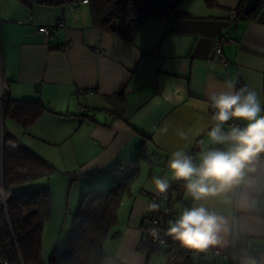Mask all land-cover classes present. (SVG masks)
Listing matches in <instances>:
<instances>
[{
  "label": "crops",
  "instance_id": "0c3cea01",
  "mask_svg": "<svg viewBox=\"0 0 264 264\" xmlns=\"http://www.w3.org/2000/svg\"><path fill=\"white\" fill-rule=\"evenodd\" d=\"M209 1L184 0L182 16L150 18L129 43L94 28L88 4L0 0V58L10 89L5 98L41 101L49 110L28 130L10 117L3 126L55 169L50 177L22 185L51 189L52 218L66 223L53 252L63 249L85 195L111 186L118 167L139 158L140 174L120 205L103 264H192L197 259L196 252L188 257L170 253V247L159 257L137 251L156 192L152 180L159 174L174 186L173 213L203 204L224 219L220 243L203 251L210 264L221 261L214 251L227 252L234 239L249 251L264 252V222L252 214L258 208L264 153L238 184L202 201H194L167 166L176 150L198 165L202 151L230 146L207 137L214 124L208 96L224 90V81L234 80L237 90L242 82L264 101V8L256 21H242L237 19L242 0ZM56 25L63 27L49 41L37 33L40 26ZM223 38L226 65L213 56ZM47 247L44 255L51 250ZM238 263L257 264L251 257Z\"/></svg>",
  "mask_w": 264,
  "mask_h": 264
},
{
  "label": "trees",
  "instance_id": "16d2710c",
  "mask_svg": "<svg viewBox=\"0 0 264 264\" xmlns=\"http://www.w3.org/2000/svg\"><path fill=\"white\" fill-rule=\"evenodd\" d=\"M26 4L74 5L82 0H21ZM184 0H89L92 25L99 32L115 36L123 41L134 43L138 34L150 18L171 20L183 15L180 6ZM210 4L209 0H207ZM242 0L237 10V19L256 21L264 8V0L258 3L255 13L245 15ZM245 87L240 82L239 88ZM5 98V96H4ZM5 119L12 118L25 130L37 122L49 110L41 101H14L9 96L4 99ZM211 115L214 110L211 108ZM238 120H231L228 126ZM3 146V184L0 180V260L7 264H103L106 255L105 243L111 230L119 223L118 212L123 199L130 195L131 186L139 176L140 158L133 163L137 168L125 170L119 166L113 184L107 188H96L83 198L79 211L74 217V224L67 247L54 251L49 263H44L43 232L51 218V189L24 190L22 185L39 178L50 177L55 169L26 149L20 140L4 130ZM1 142V139H0ZM125 170V171H124ZM260 192L257 195L258 208L252 214L258 215L264 222V169L257 176ZM172 207V206H171ZM239 250H246L257 264H264V252H252L241 243ZM188 257L195 253L178 245L170 246V253ZM203 252V251H201ZM243 258L237 252L229 264H239ZM189 260V259H188ZM187 260V261H188ZM193 264V262H192Z\"/></svg>",
  "mask_w": 264,
  "mask_h": 264
},
{
  "label": "clouds",
  "instance_id": "9594fccd",
  "mask_svg": "<svg viewBox=\"0 0 264 264\" xmlns=\"http://www.w3.org/2000/svg\"><path fill=\"white\" fill-rule=\"evenodd\" d=\"M223 83L224 90L208 96L209 105L214 110V124L207 137L213 144L230 146L226 150L213 148L202 151L198 165L183 150L172 152L167 162L172 177L184 182L187 194L194 201H202L231 189L245 175L246 168L264 153V101L246 86L237 90L232 79ZM231 120L246 123L244 127L230 126L225 131L224 126ZM161 131L167 132V128ZM180 136L187 139L183 132ZM152 182L158 193H165L170 187L167 178L156 176ZM158 207L155 203L150 205L153 210ZM224 224L221 216L203 204L194 205L185 208L174 221L168 222L165 235L185 248L205 251L220 243ZM151 232L153 237L159 238L158 229L153 228Z\"/></svg>",
  "mask_w": 264,
  "mask_h": 264
},
{
  "label": "built area",
  "instance_id": "2783aa9c",
  "mask_svg": "<svg viewBox=\"0 0 264 264\" xmlns=\"http://www.w3.org/2000/svg\"><path fill=\"white\" fill-rule=\"evenodd\" d=\"M89 3V0H82L79 3H74L72 5L73 7L82 4V5H87ZM63 27L62 25H56V26H51V27H44L40 26L37 30V33L43 35V37L49 41L51 36L55 34L59 28ZM227 39L223 38L217 41L216 47L214 50V55L223 65L227 64V61L225 59V56L223 55V43L226 42ZM228 42H232L231 40H228ZM72 45V42L67 43L64 47L65 48H70ZM63 47V49H64ZM5 92H10L9 86L7 83L4 81L3 77V65L1 64V58H0V120L3 123L5 119V114H4V109H5V102H4V96ZM231 126H238V127H244L240 122H236ZM152 158L150 157V161ZM137 168L136 163H130V165L125 166L126 171H130L132 169ZM158 177L160 178H166L163 174H159ZM78 179L79 176H76L75 179ZM170 187L165 193H158L155 192L154 195L151 197V204L155 203L159 207L155 210H151V213L146 217L145 223H144V232L140 240L138 241L137 245V251L140 252L143 255L147 256H157L162 255L164 251L169 248L171 245H178L179 242L175 241L172 237L165 235V232L168 228V222L170 220L174 221L177 219L180 215V213H173L171 210V205L170 201L174 197L173 189L174 186L173 184L169 181ZM153 228H156L159 230V238H155L152 235L151 230ZM239 242L234 239L232 242L231 248L227 252L223 251H214V256L217 259H224V260H230L237 252H240L242 257H246L250 255L248 251L244 250H239L238 248ZM183 247V246H181ZM190 251H194L198 254L197 259L193 264H210L206 257L205 254L201 251H196L193 249H189ZM0 264H5L4 261L0 260ZM7 264V263H6Z\"/></svg>",
  "mask_w": 264,
  "mask_h": 264
},
{
  "label": "rangeland",
  "instance_id": "374dc122",
  "mask_svg": "<svg viewBox=\"0 0 264 264\" xmlns=\"http://www.w3.org/2000/svg\"><path fill=\"white\" fill-rule=\"evenodd\" d=\"M6 121H7V119H4V124ZM4 129H5V127H4ZM39 179H42V178H39ZM39 179H36L35 181H38ZM23 189H26V187L23 186ZM52 207H53V198H52ZM52 215H53V213H52ZM52 215H51V218L47 221V224L45 226L46 230H45V234H44L45 235L44 236V238H45L44 247H46V249H47L48 248L47 246L49 245V247H51V250L48 252L47 255H44V254L42 255V259H43L44 263H49L50 257L53 254V250L55 248L54 242L56 241L58 236H60L59 233L61 234L62 229H63V227L61 228V226H63V224L66 225V223L64 222V220H62V218L59 219L58 224H55V221H54L55 219L52 218ZM72 227H71V225L69 226V231H68L69 236H68L67 240L65 241V244L63 245L64 246L63 249L61 248L60 250L66 249V247H67L66 244H67V242L71 236ZM66 237H67V235H66ZM60 250H57V251H60ZM43 253H44V251H43ZM222 260L223 259H221V261L218 264H229L228 260H223V261Z\"/></svg>",
  "mask_w": 264,
  "mask_h": 264
},
{
  "label": "water",
  "instance_id": "95a60500",
  "mask_svg": "<svg viewBox=\"0 0 264 264\" xmlns=\"http://www.w3.org/2000/svg\"><path fill=\"white\" fill-rule=\"evenodd\" d=\"M259 1L260 0H246V3L244 5L245 6L244 7V14L249 15V14L255 13L258 9ZM3 135H4V126L0 120V139H1V142H0V180H1L2 184H3V180H4V175H3L4 139H3Z\"/></svg>",
  "mask_w": 264,
  "mask_h": 264
}]
</instances>
